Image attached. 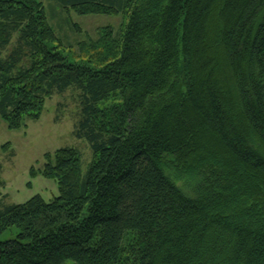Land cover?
<instances>
[{
  "label": "trees",
  "instance_id": "16d2710c",
  "mask_svg": "<svg viewBox=\"0 0 264 264\" xmlns=\"http://www.w3.org/2000/svg\"><path fill=\"white\" fill-rule=\"evenodd\" d=\"M50 1L127 20L111 57L72 60L42 1L0 0V117L74 87L95 155L0 208V264H264V0Z\"/></svg>",
  "mask_w": 264,
  "mask_h": 264
},
{
  "label": "rangeland",
  "instance_id": "374dc122",
  "mask_svg": "<svg viewBox=\"0 0 264 264\" xmlns=\"http://www.w3.org/2000/svg\"><path fill=\"white\" fill-rule=\"evenodd\" d=\"M40 1L46 6L49 21L72 60L93 56V62L99 63L98 49L111 57L127 20L126 13L80 15L74 9L62 10L53 5V1ZM54 11L56 14L52 17ZM16 42L15 36L7 52ZM79 96L80 92L74 87L53 93L45 100L38 119L26 120L17 130L9 128L0 117V208L25 202L35 195L46 201L58 195V182L45 165L56 155L63 154L65 149L79 153L80 174H85L95 155L87 140L74 135L81 118ZM16 233L17 229L7 231L0 236V241L13 238Z\"/></svg>",
  "mask_w": 264,
  "mask_h": 264
}]
</instances>
